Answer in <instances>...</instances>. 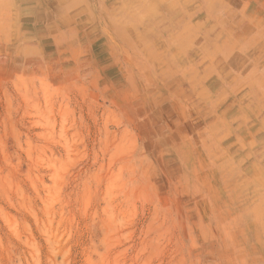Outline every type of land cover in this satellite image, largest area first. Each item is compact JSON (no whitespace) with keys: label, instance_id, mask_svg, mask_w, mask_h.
Returning a JSON list of instances; mask_svg holds the SVG:
<instances>
[{"label":"rangeland","instance_id":"1","mask_svg":"<svg viewBox=\"0 0 264 264\" xmlns=\"http://www.w3.org/2000/svg\"><path fill=\"white\" fill-rule=\"evenodd\" d=\"M0 264H264V0H0Z\"/></svg>","mask_w":264,"mask_h":264},{"label":"bare ground","instance_id":"2","mask_svg":"<svg viewBox=\"0 0 264 264\" xmlns=\"http://www.w3.org/2000/svg\"><path fill=\"white\" fill-rule=\"evenodd\" d=\"M22 8V7H21ZM29 13V12H28ZM23 14V13H22ZM29 15V14H28ZM18 16V18L20 17V15H17ZM25 17V16H24ZM29 17V16H28ZM31 17V16H30ZM18 21V24H19V19H17L16 20V22ZM24 22V21H23ZM28 22V21H27ZM22 24V23H21ZM25 26V25H24ZM232 29V28H231ZM232 31V30H231ZM231 31H229L227 34L229 35V37H230V35H232V32ZM15 35V34H14ZM15 40V39H14ZM31 40V39H30ZM23 41V40H22ZM228 43L230 44L229 45V48H228V52H227V56H228V61H231V58H232V55H231V43H232V41H231V38H230V40H228Z\"/></svg>","mask_w":264,"mask_h":264}]
</instances>
